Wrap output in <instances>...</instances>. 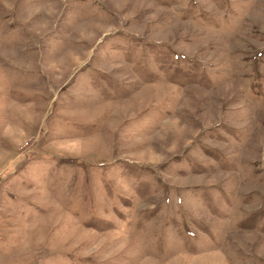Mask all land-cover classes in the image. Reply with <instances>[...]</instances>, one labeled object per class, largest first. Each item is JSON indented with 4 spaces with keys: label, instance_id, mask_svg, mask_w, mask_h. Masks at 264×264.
Segmentation results:
<instances>
[{
    "label": "rangeland",
    "instance_id": "rangeland-1",
    "mask_svg": "<svg viewBox=\"0 0 264 264\" xmlns=\"http://www.w3.org/2000/svg\"><path fill=\"white\" fill-rule=\"evenodd\" d=\"M0 264H264V0H0Z\"/></svg>",
    "mask_w": 264,
    "mask_h": 264
}]
</instances>
